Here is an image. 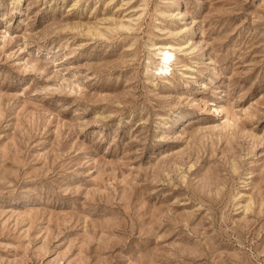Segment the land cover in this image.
Here are the masks:
<instances>
[{
    "label": "rangeland",
    "instance_id": "obj_1",
    "mask_svg": "<svg viewBox=\"0 0 264 264\" xmlns=\"http://www.w3.org/2000/svg\"><path fill=\"white\" fill-rule=\"evenodd\" d=\"M0 264H264V0H0Z\"/></svg>",
    "mask_w": 264,
    "mask_h": 264
},
{
    "label": "bare ground",
    "instance_id": "obj_2",
    "mask_svg": "<svg viewBox=\"0 0 264 264\" xmlns=\"http://www.w3.org/2000/svg\"><path fill=\"white\" fill-rule=\"evenodd\" d=\"M19 1V0H18ZM174 57V53L171 51H163L161 54V60L158 63L156 70L160 71V70H164L169 68V63L172 60V58Z\"/></svg>",
    "mask_w": 264,
    "mask_h": 264
}]
</instances>
